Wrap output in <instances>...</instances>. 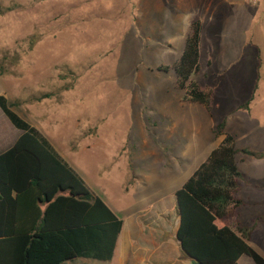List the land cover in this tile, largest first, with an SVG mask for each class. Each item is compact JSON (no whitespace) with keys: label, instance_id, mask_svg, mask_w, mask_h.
<instances>
[{"label":"rangeland","instance_id":"rangeland-1","mask_svg":"<svg viewBox=\"0 0 264 264\" xmlns=\"http://www.w3.org/2000/svg\"><path fill=\"white\" fill-rule=\"evenodd\" d=\"M198 19L202 69L192 80L213 89L210 110L185 101L174 70ZM0 96L124 220L123 232L137 218L139 240L156 233L157 246L142 248L173 261L167 209L221 143L217 125L227 119L238 148L264 154V0H0ZM20 133L0 108V154ZM236 160L247 176L239 196L257 202L249 224L264 213V159ZM252 242L264 255V222Z\"/></svg>","mask_w":264,"mask_h":264},{"label":"trees","instance_id":"trees-1","mask_svg":"<svg viewBox=\"0 0 264 264\" xmlns=\"http://www.w3.org/2000/svg\"><path fill=\"white\" fill-rule=\"evenodd\" d=\"M202 29L201 20L192 22L174 70L185 101L210 110L213 89L192 80L202 68ZM50 95L33 99L42 101ZM0 108L21 132L15 144L0 154V264H62L76 258L111 261L123 219L37 128L11 110L4 96H0ZM226 125L223 120L214 130L223 136L220 145L175 192L181 213L178 239L202 264H238L243 255L264 264V255L250 243L257 222L244 226L236 211L245 206L238 195L245 175L236 156L264 159V154L238 149Z\"/></svg>","mask_w":264,"mask_h":264},{"label":"crops","instance_id":"crops-1","mask_svg":"<svg viewBox=\"0 0 264 264\" xmlns=\"http://www.w3.org/2000/svg\"><path fill=\"white\" fill-rule=\"evenodd\" d=\"M246 7V6H244ZM248 9V8H247ZM198 20H201L203 22L202 19H198ZM196 21V20H195ZM194 22V21H193ZM192 24V23H191ZM190 24V25H191ZM190 29V27H189ZM205 31V28H204V22H203V29H202V33ZM189 32V31H188ZM188 35V34H187ZM187 37V36H186ZM186 40V38H185ZM203 44V37L201 36V46ZM201 51V50H200ZM201 64V63H200ZM201 67H202V64H201ZM202 69V68H201ZM197 104V103H195ZM200 105V104H199ZM202 106V105H201ZM227 121V119H224ZM221 123V122H220ZM227 127V125H226ZM39 131V130H38ZM40 132V131H39ZM227 132V131H226ZM41 133V132H40ZM215 134V132H214ZM42 136H44L46 138V135H43L41 133ZM216 135V134H215ZM217 136V135H216ZM19 137V136H18ZM17 137V138H18ZM218 137H222V140H223V136H218ZM235 137V136H234ZM47 139V138H46ZM236 139V138H235ZM17 140V139H16ZM48 140V139H47ZM49 141V140H48ZM16 142V141H15ZM222 142V141H221ZM50 143V142H49ZM15 144V143H14ZM51 144V143H50ZM52 145V144H51ZM220 145V144H219ZM218 145V146H219ZM52 147L54 148V146L52 145ZM237 147V145H236ZM216 148V147H215ZM238 148V147H237ZM242 148H247V147H241V148H238V149H242ZM55 149V148H54ZM250 149V148H249ZM252 150V149H251ZM56 151V149H55ZM58 153V151H56ZM257 152V151H256ZM211 153V152H210ZM59 154V153H58ZM243 154V153H242ZM60 155V154H59ZM244 155V154H243ZM244 157H247V158H251V157H248L246 155H244ZM208 158V157H207ZM245 161V160H243ZM74 168V167H73ZM240 168V167H239ZM241 170V169H240ZM244 173V172H243ZM245 175V179H246V174L244 173ZM242 183L243 181L241 182V188H240V191L242 189ZM183 185V184H182ZM178 190V189H177ZM175 192L176 190L174 191V202L172 204V209L171 208H168L167 211H168V215L167 217L170 215L172 217H176V220H175V228H174V232H173V238H174V242L171 243L169 242V249L167 251V255H175V259H173V261H170V259H167V258H164L162 256H158L156 258V260L154 261L151 254H155V252H152L150 251L149 249H143L141 245H144L145 247L147 246H151V245H155L157 246V244L155 243L156 240L153 239L152 237L154 236L155 237V232L153 231V234L151 233V235H147L148 238L144 239V240H139L138 238H141L138 234H140V231H139V227L137 226V218H134V221L131 223V227L129 228V230H126L125 232H123V230L125 229V222H124V226H123V229H122V234H120L119 236V239H118V243H117V246H116V249H115V253H114V257L111 261H99V260H94V259H86V258H76L74 260H71V261H67V262H72L74 264H176L177 261H180L182 259H186V261L182 260V263L183 264H192V262L190 261V259H188L182 252L181 250V246H180V243L177 241V238H176V233H177V229H178V225H179V222H178V210H177V203H176V196H175ZM239 195V194H238ZM241 199L244 200L245 202V206L237 209L236 211L239 212L240 214V217H239V220L240 222L244 225V226H250L252 225L254 222H257V227L255 230L259 229L260 228V225L264 222V213H261L260 215L258 216H253L250 223H245L243 221V217L245 214L248 213V207L250 204H256L257 202H252L250 199H245V198H242L241 196H239ZM168 203L166 205H164L163 207H167ZM171 206V205H170ZM169 207V205H168ZM122 219V218H121ZM124 221V220H123ZM154 230V229H153ZM254 230V231H255ZM254 233V232H253ZM253 236V234H252ZM252 236H251V240H250V243L251 245L254 247L253 245V242H252ZM141 241H146L145 243L146 244H142ZM140 243V244H139ZM255 248V247H254ZM259 251V250H258ZM260 252V251H259ZM177 254L179 256H177ZM79 259H85V260H94V261H99V262H91V261H87V262H82L80 263V260ZM65 263V262H64ZM63 264V263H62ZM238 264H255L254 261L246 256V255H243L242 257H240V259L238 260Z\"/></svg>","mask_w":264,"mask_h":264},{"label":"water","instance_id":"water-1","mask_svg":"<svg viewBox=\"0 0 264 264\" xmlns=\"http://www.w3.org/2000/svg\"><path fill=\"white\" fill-rule=\"evenodd\" d=\"M176 203H177V210H178V222L180 223L181 221V213H180V209H179V204H178V200H177V197H176ZM176 238H177V241L180 243V246H181V242L179 241L178 239V235L176 233ZM181 250L183 252V254L188 258L190 259V261L192 262V264H202L200 263L199 261H197L196 259L192 258L181 246Z\"/></svg>","mask_w":264,"mask_h":264},{"label":"built area","instance_id":"built-area-1","mask_svg":"<svg viewBox=\"0 0 264 264\" xmlns=\"http://www.w3.org/2000/svg\"><path fill=\"white\" fill-rule=\"evenodd\" d=\"M248 2L252 3V4H256L257 0H247Z\"/></svg>","mask_w":264,"mask_h":264}]
</instances>
